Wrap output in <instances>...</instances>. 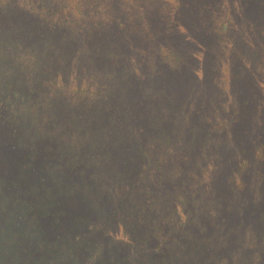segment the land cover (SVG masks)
Masks as SVG:
<instances>
[{
    "label": "trees",
    "instance_id": "obj_1",
    "mask_svg": "<svg viewBox=\"0 0 264 264\" xmlns=\"http://www.w3.org/2000/svg\"><path fill=\"white\" fill-rule=\"evenodd\" d=\"M203 1L0 0V264H264V235L259 248L246 238L233 246L242 227L255 232L245 211L263 218L264 156L253 149L264 140V100L247 128L233 98L218 119L226 106L211 112L212 96L186 101L157 82L190 70L166 29L185 20L188 33L218 17L217 2ZM237 10L212 31L228 34ZM124 89L141 128L120 164L132 167L128 176L113 177L101 164L114 157L113 141L120 153L127 147L116 136L127 123L109 102ZM110 113L113 126L100 120ZM229 136L247 147L241 157L220 148ZM252 153L257 163L244 162Z\"/></svg>",
    "mask_w": 264,
    "mask_h": 264
},
{
    "label": "rangeland",
    "instance_id": "obj_2",
    "mask_svg": "<svg viewBox=\"0 0 264 264\" xmlns=\"http://www.w3.org/2000/svg\"><path fill=\"white\" fill-rule=\"evenodd\" d=\"M170 3H174V0H166ZM211 0H204V4H208ZM217 3L215 11H218V17L211 16L205 17L203 22V28L198 30L189 29V32L184 31V26L186 24L185 20H181L178 25L169 26L166 29L167 38L170 43L177 46L181 52H188L191 59V68L185 74L179 76H167L164 81L158 80V83H161L168 90H175L178 92L179 97L185 99L186 101L199 98V100L208 99L212 96V100L215 102H207L206 108H209L210 111L214 112L215 106L225 107V110H221L218 114V119L222 118V115L228 113L231 104V98L236 100L238 106L234 107V110L237 112L235 114L236 121L242 126L245 123L247 128L250 126H255L256 123V113L253 110V107L258 105L260 101L264 100V0H248V4H245L243 7H240L239 4L243 0H212ZM211 1V2H212ZM260 2V4H259ZM165 4L158 3L155 5L156 8H162ZM235 12L230 19L229 33L225 35H218L216 32L212 31V22L214 25H220L223 23L224 14H232ZM183 18V17H181ZM194 18H192L193 20ZM187 22H189L187 20ZM162 28L165 29L166 25L162 23ZM184 24V25H183ZM214 32V33H213ZM257 58L261 60V63L258 64ZM263 65V67H259ZM133 94V93H132ZM178 98V96H177ZM211 100V99H210ZM113 110L116 113V116L122 118L126 121L127 126L125 130L120 133L117 130L116 136L117 141L125 140L127 147L125 150L120 153L117 149L118 144L113 141L115 147V155L109 161L102 163L101 168H104V165L107 164L106 170L110 173L111 176L116 177L114 170L121 172L124 176H128V171L131 170V166L122 167L120 169V164L125 163L128 158V152L133 149V139L131 143L129 142L130 136L132 137L133 133H136L141 126L130 122L129 115V103H131V93L129 89L123 90V97L113 99L109 101ZM177 99H171L169 102V122L171 124H177ZM209 105V106H208ZM84 113V111H83ZM114 113V112H113ZM110 113L107 119H100L104 124L113 126L111 124L112 114ZM211 114V113H210ZM135 115H137V110ZM86 115L85 117H89ZM93 123L101 122L97 117L91 119ZM175 126V124H174ZM229 129V128H228ZM120 135V136H119ZM233 135V134H232ZM231 146L229 143L224 142L221 144L220 148L225 147V150H231L232 148L239 152V156L245 153L247 147L245 145L239 144V141L232 139L229 136ZM107 143V142H106ZM226 145V146H225ZM233 150V151H234ZM264 140L260 139L255 145L253 151L257 154H263L264 156ZM253 152V153H254ZM253 153L250 155H243V160L249 161L251 163L255 162L257 156H253ZM254 158H252V157ZM264 161V158L263 160ZM243 162V161H242ZM260 162V161H259ZM7 165L15 166L13 162H7ZM207 166V165H205ZM254 166H256L254 164ZM224 172H230L229 167H223ZM264 172V170H263ZM254 171L252 172V175ZM251 175V176H252ZM250 176V177H251ZM247 178V177H245ZM260 179H264L263 175H260ZM242 180V179H241ZM234 181H238V177H235ZM45 183L50 185H56L57 183L46 179ZM257 192H259V189ZM260 194L257 196L259 200L264 199V186L260 187ZM68 197V196H67ZM78 209L81 210V203L78 205ZM128 211L132 214H135V208L131 207L129 204ZM263 212L259 218L256 216V213L250 214L248 211H245L242 215L244 216L245 223H252V229L255 232H250L245 228H241L239 235H241V241L235 238L233 246L237 248H242L243 238H246L248 242H255V245L251 247L259 248L262 246L260 237L264 235V203L261 202L259 206L255 209V212ZM231 219H239L240 215H232ZM253 220V222H252ZM251 234H249V233ZM116 234L122 235V230L118 226L116 228ZM211 239H214V234L206 233ZM244 235V236H243ZM251 235V236H250ZM247 250V249H246ZM245 252V251H244ZM246 258H251L247 253H245ZM260 260H264L263 257Z\"/></svg>",
    "mask_w": 264,
    "mask_h": 264
}]
</instances>
